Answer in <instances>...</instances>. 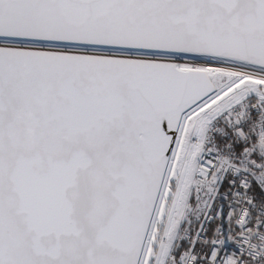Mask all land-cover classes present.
<instances>
[{"label": "snow or ice", "instance_id": "6c2138e0", "mask_svg": "<svg viewBox=\"0 0 264 264\" xmlns=\"http://www.w3.org/2000/svg\"><path fill=\"white\" fill-rule=\"evenodd\" d=\"M0 264H264V0H0Z\"/></svg>", "mask_w": 264, "mask_h": 264}]
</instances>
